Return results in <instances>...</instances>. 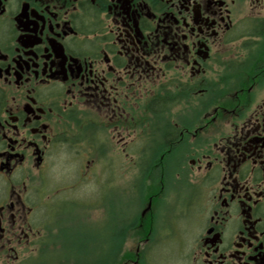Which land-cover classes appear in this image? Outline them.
Returning <instances> with one entry per match:
<instances>
[{
	"label": "flooded vegetation",
	"instance_id": "af4514ba",
	"mask_svg": "<svg viewBox=\"0 0 264 264\" xmlns=\"http://www.w3.org/2000/svg\"><path fill=\"white\" fill-rule=\"evenodd\" d=\"M0 264H264V0H0Z\"/></svg>",
	"mask_w": 264,
	"mask_h": 264
},
{
	"label": "rangeland",
	"instance_id": "374dc122",
	"mask_svg": "<svg viewBox=\"0 0 264 264\" xmlns=\"http://www.w3.org/2000/svg\"><path fill=\"white\" fill-rule=\"evenodd\" d=\"M60 165V164H59ZM135 168V167H134ZM57 171H58V169H56ZM134 170H136V168L134 169ZM52 173H54L53 171H51L50 172V176H52ZM129 179H130V183L132 182L133 183V180H132V175H129ZM80 193L81 194H84V196L83 195H81V198H86V196L87 195H85L86 194V192H85V190H82V189H80ZM101 195L102 194H100V195H98V197H101ZM88 198V197H87ZM86 198V199H87ZM134 202V201H133ZM80 206V212L78 213L77 211H75V214H74V216L75 217H81L82 219V221L84 220V219H89V215H88V213H86L85 214V216H84V218H83V206L82 205H79ZM118 210H120V211H123V212H130L131 211V209H130V203H129V201H128V204L127 205H121V206H119L118 207ZM101 212H100V210H98L97 209V217H98V215L100 214ZM85 221V223H87L88 224V221H86V220H84ZM82 226V228H83V232H85V233H90V232H92L93 234H95V236H96V238H97V240L99 239V237H101L102 235H104V236H102V237H108V235H107V230H106V228H105V225L104 224H96L93 228H92V231H88L89 230V228L90 227H88V226H83V225H81ZM170 244L168 245V247H167V249H166V254H167V252H169V256H173L175 253H176V246H175V244L173 243V240H171L170 242H169ZM97 250H99V248L97 249ZM165 254V255H166Z\"/></svg>",
	"mask_w": 264,
	"mask_h": 264
}]
</instances>
